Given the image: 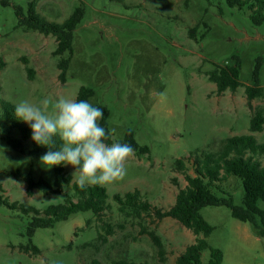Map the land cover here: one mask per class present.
Instances as JSON below:
<instances>
[{
  "label": "rangeland",
  "instance_id": "1",
  "mask_svg": "<svg viewBox=\"0 0 264 264\" xmlns=\"http://www.w3.org/2000/svg\"><path fill=\"white\" fill-rule=\"evenodd\" d=\"M1 1L0 61L5 67L0 72V120L13 115L20 127L0 123V196L44 212L63 204L78 184L76 169L63 164L71 184L64 183L59 193L45 195L35 190L29 196L27 183L10 175L17 170L24 175L33 171L36 180L52 184L57 180V165L47 167L41 157L29 156L31 139L23 141V154L4 139L21 140L22 128L30 127L15 115V105L23 101L43 107L47 99V114H51L59 97L77 99L81 87L92 88L96 95L90 103L110 110L113 143L132 130L150 153H134L122 180L100 185L109 195L108 208L100 216L79 213L53 228L38 229L30 238L34 214L0 204V264H176L195 243L193 232L172 217L157 218L154 212L143 219L126 217L114 196L138 189L153 207L167 212L188 185L173 168L176 160L185 158L189 174L194 175L190 157L196 151H216L221 140L240 135H254L264 143V129L250 132L252 117L264 107V99L253 100L251 109L245 87L218 95L216 84L206 75L217 66L234 63L236 57L242 65L241 83L252 85L261 61L264 88V23L256 24L247 7L230 8L225 0H7L9 6ZM32 1H37L38 12L52 23L65 22L76 7L85 10L74 32V54L65 84L59 79L61 57L54 55L56 39L19 26L15 7L22 6L26 13ZM194 28L198 40L189 36ZM27 68L34 71L33 76ZM256 160L264 167V155ZM221 188L231 193L236 205H242L240 179L228 178ZM259 206L264 209V202ZM201 214L214 227L207 241L222 251L221 264H264V238L256 235L251 224L233 218L225 206H208ZM150 232L161 238L164 255ZM31 243L40 254L22 250ZM210 260V251H204L203 264Z\"/></svg>",
  "mask_w": 264,
  "mask_h": 264
},
{
  "label": "trees",
  "instance_id": "2",
  "mask_svg": "<svg viewBox=\"0 0 264 264\" xmlns=\"http://www.w3.org/2000/svg\"><path fill=\"white\" fill-rule=\"evenodd\" d=\"M122 3L123 0H111ZM230 8L243 9L247 7L251 12V17L256 24L264 23V0H225ZM3 6H9V2L1 1ZM15 13L19 19V26L27 30L39 32L45 36H53L57 41L55 56H60L58 69L60 71L59 79L65 84L67 82V73L74 54L73 40L74 32L82 23L85 10L83 7H76L72 15L63 23H52L41 16L37 10V1L29 3L27 12L24 13L22 6L15 7ZM197 28L191 29L190 38L198 40L196 36ZM203 35L201 39H204ZM68 57L64 58V55ZM232 64L220 67L206 75L210 82L216 84L217 93L221 95L227 91L236 92L240 87H245V94L248 100V106L253 109L252 101L255 99H264V88L260 82V71L262 62L259 61L253 72V84L244 86L240 81L241 60L234 57ZM28 60L25 61L27 65ZM5 62L0 61V72L4 69ZM33 76L34 71L27 68ZM96 95L92 88L81 87L76 100H90ZM103 110L104 117L99 123L105 128L108 138L105 141L108 144L113 143L112 133L109 127L110 110L102 104L93 105ZM15 110V109H14ZM0 123L2 127L11 125L20 127V123L12 115L2 116ZM264 129V107L255 110L251 120V133L262 132ZM22 139L4 137L7 143L19 151L25 153L23 141L31 139L32 131L30 127L22 128ZM32 149L28 152L33 159L40 158L50 149L47 146L36 144L32 139ZM55 148L61 147L62 142L58 137L55 138ZM119 143L131 145L136 155H145L150 153L148 146H141L135 138V133L128 130L125 137ZM264 155V143H259L254 135H240L228 137L221 140L218 149L213 152L196 151L191 154L193 160L194 175L189 174V168L185 158L174 162L173 168L181 173L188 185L182 189L176 200V204L167 212L155 208L144 199V194L136 189L125 195L116 194L114 201L119 206L120 213L129 218L143 219L144 215L151 216L154 212L159 219L172 217L179 221L185 228L193 232L196 236L194 244L190 245L186 251L177 259L176 264H203L202 255L206 250L210 251L211 260L208 264H221L223 253L220 249L213 248L207 241L214 231L202 216L201 211L208 206H225L232 214V217L253 226L256 235L264 238V209L259 206L264 202V167L256 160V157ZM57 180L54 184L43 178L36 180L33 171L24 175L19 170L11 172L10 175L18 179H23L27 183V194L32 196L35 190L48 195L50 193H59L64 183L71 184L72 177L64 175L63 164L56 166ZM238 178L242 182L244 197L242 205L235 204L234 197L230 192L221 188V184L228 178ZM74 194L68 196L66 201L60 205L49 206L44 212L35 208H26L18 202L10 203L0 196V204H6L12 209H19L27 214H34L29 224L28 236L33 238L38 229H48L55 227L58 223L68 221L71 217L83 212H92L100 216L108 208L107 200L109 195L107 189L100 185L86 186L81 188L78 184L73 185ZM214 191L220 192L226 197L217 196ZM151 239L158 247L161 255H164V248L161 238L154 232L149 233ZM202 236V237H201ZM26 253L33 252L40 254L38 247L31 243V246L22 247ZM94 264H99L94 262ZM117 264H137L135 262H119ZM146 264V263H141Z\"/></svg>",
  "mask_w": 264,
  "mask_h": 264
},
{
  "label": "clouds",
  "instance_id": "3",
  "mask_svg": "<svg viewBox=\"0 0 264 264\" xmlns=\"http://www.w3.org/2000/svg\"><path fill=\"white\" fill-rule=\"evenodd\" d=\"M43 107L23 101L15 105V115L30 125L31 139L50 150L41 156L47 166L66 164L73 166L78 174V185H106L122 180L126 175V163L135 153L127 143L105 141L108 134L99 121L103 110L86 100L59 97L53 112L47 114L49 100ZM62 142L55 151V138Z\"/></svg>",
  "mask_w": 264,
  "mask_h": 264
}]
</instances>
